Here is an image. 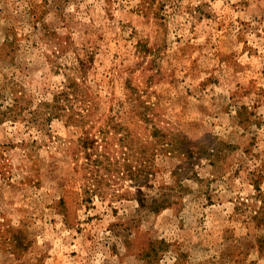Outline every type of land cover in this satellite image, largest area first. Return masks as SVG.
<instances>
[{
    "label": "rangeland",
    "instance_id": "1",
    "mask_svg": "<svg viewBox=\"0 0 264 264\" xmlns=\"http://www.w3.org/2000/svg\"><path fill=\"white\" fill-rule=\"evenodd\" d=\"M0 264H264V0H0Z\"/></svg>",
    "mask_w": 264,
    "mask_h": 264
},
{
    "label": "trees",
    "instance_id": "2",
    "mask_svg": "<svg viewBox=\"0 0 264 264\" xmlns=\"http://www.w3.org/2000/svg\"><path fill=\"white\" fill-rule=\"evenodd\" d=\"M94 105L95 102H91V106L95 107ZM125 108L126 105L124 103L120 104L118 109L115 108V106L112 107V114L110 115V119L106 120V124H104L103 128L100 130L104 133L100 143L98 138L89 133H86L79 141V150L80 152H82L84 158L81 169H83L85 179L88 177V174H91L89 179L94 182V191H97L101 188L104 179L102 176L97 177L96 172L102 171L111 174V171L120 172L122 168H124L126 170V174H128L131 179H135L136 181L142 178L143 176L155 175V173L157 172V166L155 162V158L157 157L156 153L151 154L149 156L148 153H143L140 157L136 156L137 158L133 162L129 160V156H122V159H124V162H122L121 158L114 157L111 155L110 150L113 146V141L109 137L111 129H114V134H120L121 130L122 132L126 131L122 136L118 138L117 144H119L122 149L128 147L131 149L133 145L134 139L132 138V133L130 134L131 131L128 128H125L123 120H120L123 117V114L121 113H124ZM100 109L101 111H103L102 108ZM153 135H161L163 137H167V133H165L162 129H158L157 127L155 128ZM170 136H172V143L169 142V145H172V147H178V145L176 144L178 135H173L170 132ZM99 149H101V152L99 151ZM146 150L147 148L145 149V151ZM134 162H136V164H134ZM93 175L95 177H93ZM166 203L168 202L164 201L162 204H157L154 209H156L157 211L158 209H161V207L166 206ZM259 213L260 212H258V214Z\"/></svg>",
    "mask_w": 264,
    "mask_h": 264
}]
</instances>
